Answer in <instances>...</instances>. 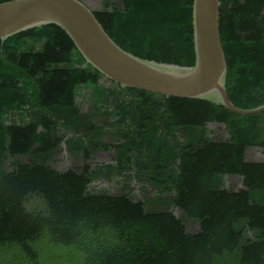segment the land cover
<instances>
[{
    "label": "trees",
    "instance_id": "obj_1",
    "mask_svg": "<svg viewBox=\"0 0 264 264\" xmlns=\"http://www.w3.org/2000/svg\"><path fill=\"white\" fill-rule=\"evenodd\" d=\"M193 2L103 1L94 17L131 54L191 67ZM220 34L229 100L264 105V0H221ZM211 123L224 125L225 141L207 137ZM248 148L260 155L248 157ZM59 150L86 161L100 150L115 156L60 172L48 165ZM227 175L243 188L228 191ZM97 180L120 190L96 191ZM35 198L46 209L29 208ZM173 208L198 232L188 234ZM43 240L72 249L79 264H264V112L241 117L205 100L123 87L56 26L0 41V253L19 247L27 264H40L34 245Z\"/></svg>",
    "mask_w": 264,
    "mask_h": 264
},
{
    "label": "water",
    "instance_id": "obj_2",
    "mask_svg": "<svg viewBox=\"0 0 264 264\" xmlns=\"http://www.w3.org/2000/svg\"><path fill=\"white\" fill-rule=\"evenodd\" d=\"M221 0H194V66L149 61L121 48L104 31L94 12L82 0H9L0 3V41L36 29L60 28L87 64L123 87L168 97L200 99L249 117L264 105L242 109L226 92L227 64L221 46Z\"/></svg>",
    "mask_w": 264,
    "mask_h": 264
},
{
    "label": "rangeland",
    "instance_id": "obj_3",
    "mask_svg": "<svg viewBox=\"0 0 264 264\" xmlns=\"http://www.w3.org/2000/svg\"><path fill=\"white\" fill-rule=\"evenodd\" d=\"M93 12H99L102 10L103 1H107L110 7H120L121 0H82ZM83 112H88L91 109V99L89 94L81 95L78 98ZM207 137L213 142H223L228 138L227 131L223 124L211 123L206 126ZM104 143L114 145L116 139L106 136L103 138ZM247 156L252 158H257L260 155V150L257 148H248ZM115 152L114 150L109 152H104L100 150L96 153L90 160L86 161L84 159L83 153L78 152L70 154L67 151L59 150L53 157L48 161V165L57 169L60 172H66L68 170H74L80 172L85 164H89L92 168H96L100 165L113 163ZM5 169L8 170V165H5ZM225 188L230 192H236L237 190L243 188V179L238 176H225L224 177ZM96 191H108L111 194H116L120 190V186L114 181L108 180H97L92 185ZM135 193L139 197L142 196L141 190L136 187ZM38 201H32L29 208H33L36 203L40 202L44 205L46 209V203L41 198H35ZM172 211L178 217L185 218V226L188 234H195L199 230V223L189 219L188 216L180 209L173 208ZM41 249L42 260L40 264H79L80 257L79 254L75 253L72 249L63 247H54L49 243L48 240H43L41 243H36L34 245ZM0 253V264H27L26 261L21 256V249L19 247H14L10 252ZM30 264V263H29Z\"/></svg>",
    "mask_w": 264,
    "mask_h": 264
}]
</instances>
